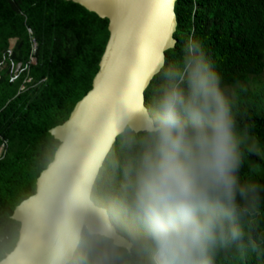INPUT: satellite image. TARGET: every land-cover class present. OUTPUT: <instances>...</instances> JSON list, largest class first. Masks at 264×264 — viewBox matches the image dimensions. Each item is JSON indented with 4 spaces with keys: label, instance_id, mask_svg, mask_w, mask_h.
Segmentation results:
<instances>
[{
    "label": "trees",
    "instance_id": "1",
    "mask_svg": "<svg viewBox=\"0 0 264 264\" xmlns=\"http://www.w3.org/2000/svg\"><path fill=\"white\" fill-rule=\"evenodd\" d=\"M176 45L165 60L178 58L187 39H198L232 89L237 119L253 126L264 143V0H177ZM107 21L62 0H0V260L12 251L18 223L8 213L35 191L37 175L58 147L48 131L62 124L91 88L108 40ZM14 42L9 59L3 57ZM35 45V52L32 48ZM35 60L29 64L30 58ZM27 67L10 84L9 64ZM30 83H25L26 79ZM156 76L144 92L145 104ZM24 89L19 92V88ZM126 129L108 153L92 187L91 200L106 208L130 252L100 236L83 233L69 264H144V237L133 197L124 180L129 155ZM255 160V157H249ZM214 264H264V220L242 247L221 250Z\"/></svg>",
    "mask_w": 264,
    "mask_h": 264
},
{
    "label": "clouds",
    "instance_id": "2",
    "mask_svg": "<svg viewBox=\"0 0 264 264\" xmlns=\"http://www.w3.org/2000/svg\"><path fill=\"white\" fill-rule=\"evenodd\" d=\"M155 75L147 103L123 120L129 128L137 117L124 141V180L144 264H214L264 220V143L237 119L198 39H187L176 59L161 57Z\"/></svg>",
    "mask_w": 264,
    "mask_h": 264
},
{
    "label": "water",
    "instance_id": "3",
    "mask_svg": "<svg viewBox=\"0 0 264 264\" xmlns=\"http://www.w3.org/2000/svg\"><path fill=\"white\" fill-rule=\"evenodd\" d=\"M62 1L106 20L109 36L90 90L48 131L59 145L34 193L8 213L18 238L0 264H69L84 232L128 252L133 245L91 200L92 187L117 137L135 130L137 117L126 128L125 116L145 104L159 60L175 48L177 0Z\"/></svg>",
    "mask_w": 264,
    "mask_h": 264
},
{
    "label": "built area",
    "instance_id": "4",
    "mask_svg": "<svg viewBox=\"0 0 264 264\" xmlns=\"http://www.w3.org/2000/svg\"><path fill=\"white\" fill-rule=\"evenodd\" d=\"M34 52H35V45H34L33 48H32V54H33ZM10 56H11V50L8 49L6 55L3 57V60H4V58L9 59ZM32 61H34V59L31 57V58H30V61H29V64H31ZM34 62H35V61H34ZM0 65H1V63H0ZM26 69H27V67H25L24 69H21V67H20L19 64L14 65V64L10 61V64H9V77H8L9 83L12 84V83L16 82V81L18 80V78H19L20 73H22V72H23L24 70H26ZM30 81H31V80L28 78V79L25 80V83H30ZM23 89H24V87L21 86V87L19 88V92L22 91Z\"/></svg>",
    "mask_w": 264,
    "mask_h": 264
},
{
    "label": "rangeland",
    "instance_id": "5",
    "mask_svg": "<svg viewBox=\"0 0 264 264\" xmlns=\"http://www.w3.org/2000/svg\"><path fill=\"white\" fill-rule=\"evenodd\" d=\"M14 48V42H10V45H9V49L12 51V49ZM35 61V60H34ZM32 61L31 64H34L35 62ZM20 65V64H19ZM5 69V65H0V76L2 75L1 72H3ZM225 93L231 98L232 97V93H233V90L232 89H228L227 91H225ZM3 154V148L0 147V156Z\"/></svg>",
    "mask_w": 264,
    "mask_h": 264
}]
</instances>
